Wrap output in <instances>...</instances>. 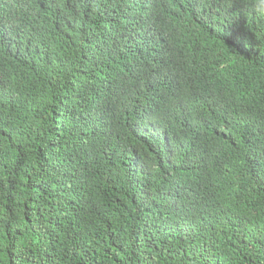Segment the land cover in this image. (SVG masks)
<instances>
[{
  "label": "trees",
  "instance_id": "trees-1",
  "mask_svg": "<svg viewBox=\"0 0 264 264\" xmlns=\"http://www.w3.org/2000/svg\"><path fill=\"white\" fill-rule=\"evenodd\" d=\"M0 264H264L251 0H0Z\"/></svg>",
  "mask_w": 264,
  "mask_h": 264
},
{
  "label": "clouds",
  "instance_id": "clouds-1",
  "mask_svg": "<svg viewBox=\"0 0 264 264\" xmlns=\"http://www.w3.org/2000/svg\"><path fill=\"white\" fill-rule=\"evenodd\" d=\"M251 8L257 15L264 17V0H251Z\"/></svg>",
  "mask_w": 264,
  "mask_h": 264
}]
</instances>
